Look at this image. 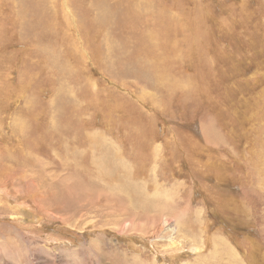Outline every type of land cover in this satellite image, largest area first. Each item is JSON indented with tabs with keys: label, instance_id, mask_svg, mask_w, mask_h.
Returning a JSON list of instances; mask_svg holds the SVG:
<instances>
[{
	"label": "rangeland",
	"instance_id": "obj_1",
	"mask_svg": "<svg viewBox=\"0 0 264 264\" xmlns=\"http://www.w3.org/2000/svg\"><path fill=\"white\" fill-rule=\"evenodd\" d=\"M0 264H264V0H0Z\"/></svg>",
	"mask_w": 264,
	"mask_h": 264
},
{
	"label": "bare ground",
	"instance_id": "obj_2",
	"mask_svg": "<svg viewBox=\"0 0 264 264\" xmlns=\"http://www.w3.org/2000/svg\"><path fill=\"white\" fill-rule=\"evenodd\" d=\"M20 127V126H19Z\"/></svg>",
	"mask_w": 264,
	"mask_h": 264
}]
</instances>
